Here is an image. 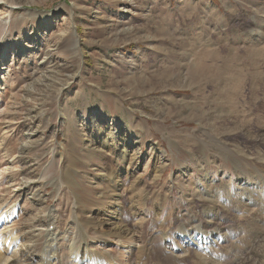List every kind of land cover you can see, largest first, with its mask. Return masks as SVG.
<instances>
[{
  "label": "rangeland",
  "instance_id": "obj_1",
  "mask_svg": "<svg viewBox=\"0 0 264 264\" xmlns=\"http://www.w3.org/2000/svg\"><path fill=\"white\" fill-rule=\"evenodd\" d=\"M0 81V209L33 255L119 199L117 263L193 227L264 261V0H0Z\"/></svg>",
  "mask_w": 264,
  "mask_h": 264
},
{
  "label": "bare ground",
  "instance_id": "obj_2",
  "mask_svg": "<svg viewBox=\"0 0 264 264\" xmlns=\"http://www.w3.org/2000/svg\"><path fill=\"white\" fill-rule=\"evenodd\" d=\"M28 139H31V137L29 136ZM106 151L110 152L113 151V149L109 150L106 146ZM137 154V152H134L131 157L128 152L123 151L120 159L128 160L131 164V162L137 159ZM112 174L113 172L108 176H110L111 179L113 178V180L116 179V181H119L120 178H122V176L113 177ZM159 174L160 173H156L155 177L158 178ZM64 175L66 177H64ZM128 175L129 172L126 174V178L129 177ZM63 181L75 185V190L80 188L78 183L75 184V181L72 182L70 174H63L62 182ZM75 196L78 197L77 192ZM36 197L38 198L39 206L43 205V203H41L42 198L40 199L39 196ZM76 204H79V197ZM79 208L80 207H78L77 210L73 208L72 210L73 220L70 222V228L65 232L62 231V233H55L46 237L44 247L46 256L43 258L37 257L36 253L33 255L31 253V248L26 245V242L20 244L22 239L14 236L13 228L9 225L16 215V212H14L15 208L13 211H9L8 209L6 212L0 209V264H189L193 259L195 261L198 260L200 264H213V262L214 264H222V260L218 261V256L223 253L220 252L219 248H215L217 242H211V240L218 239V233H220V231L218 232L219 228L210 232V236L206 237L199 233V228L197 230L195 227H193L192 230L197 232L195 234L183 232V229L181 230L182 234L175 236L173 234L161 232L160 235H158L159 237L156 238L155 243H152V250L145 248V245L142 243L139 245L137 243L132 249L127 247L123 252L125 255L124 257L127 259H123L117 263L116 261L119 259L121 251H118L117 257H113L110 250L103 249L100 251V249L97 248L94 250V247L96 245L108 246L113 239L117 241V244L124 245V248L127 243L135 244L136 242H140L141 238L130 230L132 227L124 222L121 216H118L120 212L122 213V204L119 202V199L115 200L113 206L114 217L110 216L108 222L102 221L97 224L99 225L98 228H95V226L93 227V216L90 217L89 213H87L83 207L80 210ZM246 208L248 209V207ZM52 213H54V215L51 216V220L55 221L57 219L56 213L55 211ZM51 230L53 231L52 226ZM16 245L20 246L18 250H14ZM128 254H140V257L135 263H132L130 259H128ZM238 256L239 252L235 251L233 259L237 260ZM262 259H264L263 256L260 261H262ZM256 263L257 261L252 264ZM260 264H264V261Z\"/></svg>",
  "mask_w": 264,
  "mask_h": 264
}]
</instances>
